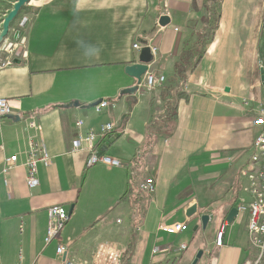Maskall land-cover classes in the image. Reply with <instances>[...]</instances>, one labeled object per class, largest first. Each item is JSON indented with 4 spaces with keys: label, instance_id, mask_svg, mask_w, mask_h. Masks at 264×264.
<instances>
[{
    "label": "crops",
    "instance_id": "1",
    "mask_svg": "<svg viewBox=\"0 0 264 264\" xmlns=\"http://www.w3.org/2000/svg\"><path fill=\"white\" fill-rule=\"evenodd\" d=\"M15 1H8L0 31ZM215 9L214 36L183 81L176 63L210 28ZM162 15L170 17L166 26L159 25ZM19 19L24 52L0 67V98L13 110L0 118V264H62L59 243L69 255L87 256L105 240L126 248L123 264H192L199 251L197 264L257 262L249 211L231 223L227 216L252 195L251 154L261 131L254 119L264 104V0L213 6L209 0H29ZM143 40L158 48L148 71L165 81L124 95L137 84L126 67L139 61L134 45L143 47ZM102 100L109 105L97 112ZM109 122L120 136L104 148L111 141L103 131ZM88 130L98 134L101 152L124 164L88 166V149L73 145ZM39 137L53 163L40 167V185L31 191L25 151L30 138ZM12 154L18 163L5 174ZM148 177L156 181L153 193L139 188ZM54 204L66 207L69 221L46 244ZM194 204L197 211L188 216ZM204 214L210 215L206 228ZM175 222H188L189 229H160Z\"/></svg>",
    "mask_w": 264,
    "mask_h": 264
},
{
    "label": "built area",
    "instance_id": "2",
    "mask_svg": "<svg viewBox=\"0 0 264 264\" xmlns=\"http://www.w3.org/2000/svg\"><path fill=\"white\" fill-rule=\"evenodd\" d=\"M12 24L9 34L13 35V40L17 41L21 35L19 28H14ZM17 29V30H16ZM14 32V34H12ZM15 46V45H14ZM136 49H141L138 43L134 45ZM15 48V47H14ZM13 48V49H14ZM151 51L154 56L158 52L156 46H151ZM12 55V54H11ZM15 55L14 57H16ZM11 60L2 61L0 67L10 65ZM260 69L264 70V60L260 62ZM165 81L164 75L156 76L153 73H145L142 78V82L139 86H145L148 88H154L160 86ZM244 104L248 105L249 101L243 99ZM109 105L108 100H102L95 106L97 112ZM12 106L8 99L0 98V118L10 116L12 114ZM83 120L78 121V125H83ZM254 125L261 128L255 142L254 149L252 150L251 160L255 165V171L249 175L250 190L252 192L250 202L241 204L239 206V212L249 211L250 218L248 224V231L251 237L252 243L258 248L259 258L258 263L264 257V104L259 109V113L254 119ZM31 127L35 128L36 132L40 133L35 123H31ZM114 127L112 122H109L103 128L104 132L111 131ZM99 139L98 134L95 131L88 130L78 135V138L74 141V150H80L83 148L88 149L90 156L88 159V166H94L100 163L122 166L124 163L116 157L102 153L96 146ZM29 148L25 151L26 159L24 165L27 169L26 183L31 191H35L39 185V171L41 166L49 167L53 163L45 143L40 140V137L36 139L30 138ZM19 157L17 154H12L6 157L5 165L3 168L4 173H8L11 169L16 167ZM7 182V180H5ZM140 190L153 193L156 190V181L152 177L145 179L139 186ZM49 223L47 234L45 237V243H52L64 229L69 221V212L65 206L61 204L51 205L48 209ZM160 229L168 234H177L187 231L189 229L188 222H175L173 224L160 225ZM226 225H222L221 229L216 236V244L218 246L224 245V234ZM187 245L183 244L181 250L186 249ZM96 249V250H95ZM95 250V252H93ZM57 254L63 258L62 264H123L122 260L126 254V248L118 242L105 240L98 243L91 251V257L69 255L68 249L64 243L57 245ZM94 255V258H92ZM98 260V261H97ZM245 262L243 264H255ZM21 264V261L18 263Z\"/></svg>",
    "mask_w": 264,
    "mask_h": 264
},
{
    "label": "water",
    "instance_id": "3",
    "mask_svg": "<svg viewBox=\"0 0 264 264\" xmlns=\"http://www.w3.org/2000/svg\"><path fill=\"white\" fill-rule=\"evenodd\" d=\"M28 1L29 0H17L13 5L12 10L9 11V13L4 18L3 24H2V30L0 31V44L3 42L5 37L8 36L12 22L17 18L21 8ZM169 23H170V17L168 15H162L160 17V19H159V25L160 26H166ZM142 43L144 44V46L142 47V49L140 51L139 61L136 63L130 64L126 67V72L130 76H132L136 79L137 84L123 90L122 94H124V95L129 94V95L133 96L138 91L139 84L142 82V77L147 72V70L149 68V63L153 62V60H154V55L151 51L150 46L146 45L147 42L144 40L142 41ZM261 79H262V82L264 85V70L263 69L261 70ZM72 210H73V207L71 208L70 213L72 212ZM196 211H197V205L194 204L188 209L187 215L192 216L194 213H196ZM238 213H239L238 207H233L227 216L228 221L230 223L233 222L234 219L238 216ZM209 220H210V215H208V214L202 215V222H203L204 228L207 227ZM202 255H203V251H199L196 258L192 262V264H197L198 260L202 257Z\"/></svg>",
    "mask_w": 264,
    "mask_h": 264
},
{
    "label": "trees",
    "instance_id": "4",
    "mask_svg": "<svg viewBox=\"0 0 264 264\" xmlns=\"http://www.w3.org/2000/svg\"><path fill=\"white\" fill-rule=\"evenodd\" d=\"M209 1H210V5L213 6L215 5V3H219L220 0H209ZM213 18H214V22L212 24L210 23V28H207L206 30L203 31L201 35H198V38L195 41V43H193L190 48H186L184 50L183 56L180 57V59L176 63V71L179 74L181 80L183 81H186L189 74L194 72V70L197 68L206 50L207 43L213 38L215 29L217 28L220 19L219 9H215ZM109 132L111 136V141L104 148H107L120 136V133H117L116 130L114 131L111 130ZM107 135L108 132H106L105 136ZM102 153L104 152L102 151Z\"/></svg>",
    "mask_w": 264,
    "mask_h": 264
},
{
    "label": "rangeland",
    "instance_id": "5",
    "mask_svg": "<svg viewBox=\"0 0 264 264\" xmlns=\"http://www.w3.org/2000/svg\"><path fill=\"white\" fill-rule=\"evenodd\" d=\"M8 1L9 0H0V23H1V20L3 18V15L5 14V10H6V5L8 4ZM17 1V0H16ZM15 1V2H16ZM14 2V3H15ZM14 5V4H13ZM12 10V9H11ZM10 10V11H11ZM9 13V12H8ZM6 13V15L8 14ZM6 17V16H5ZM12 24L15 26L14 28H19L20 31H21V35L19 37V39L17 41H14L13 40V35L11 37V34H8L7 37H5V39L3 40V42L0 44V53L2 55V57L0 58V63L2 61H6V60H11L12 63L13 61L15 60L16 57H19L20 54L22 55L23 52H24V49H25V39H24V24H23V21L21 19H19V14L17 16V18L12 22ZM11 24V25H12ZM17 30V29H16ZM14 34V32L12 33ZM15 45V46H14ZM149 46V45H148ZM15 47V48H14ZM14 48V49H13ZM141 51V49H140ZM153 53V52H152ZM12 54V55H11ZM261 58L262 60H264V47L262 46V49H261ZM15 55H17L16 57H14ZM146 73H152V72H149L147 70ZM154 74V73H153ZM157 76V75H156ZM143 78V77H142ZM4 118V117H3ZM104 164V163H102ZM108 165V164H107ZM247 175V172L245 173ZM96 250V249H95ZM95 250L93 252H95ZM56 252H57V247H56ZM92 254L89 255V257H91ZM94 258V255L93 257ZM124 260V259H123ZM122 260V262H123ZM98 261V260H97ZM18 264V263H17ZM120 264V262H119Z\"/></svg>",
    "mask_w": 264,
    "mask_h": 264
}]
</instances>
